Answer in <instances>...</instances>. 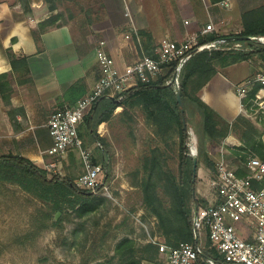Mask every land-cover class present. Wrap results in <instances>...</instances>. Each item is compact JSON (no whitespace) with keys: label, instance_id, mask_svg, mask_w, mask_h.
<instances>
[{"label":"crops","instance_id":"0c3cea01","mask_svg":"<svg viewBox=\"0 0 264 264\" xmlns=\"http://www.w3.org/2000/svg\"><path fill=\"white\" fill-rule=\"evenodd\" d=\"M108 2L111 30H102L100 43L120 68L145 53L154 52L164 37L182 40L208 24L214 26L208 34H238L243 29L242 14L264 5V0ZM53 12L57 9L50 10L44 0H0V74H7L4 80L12 89L9 102L0 92V154L18 153L42 168L55 160L47 152L53 144L47 126L50 114L74 105L92 89L100 74L97 48H81L69 23L48 28L41 33L40 41H36L32 30ZM9 48L17 57L27 58V74L23 69L13 68L6 52ZM260 69H264V57L259 54L218 65L217 72L197 92L228 122H235L239 116L250 122V128L239 122L222 140L237 160L249 153L261 157L259 150L264 151V114L246 107L238 93V85ZM122 108L115 109L112 119L121 115ZM185 112L188 114V109ZM108 130V121L100 124L101 135ZM98 142H85L93 149L94 156ZM206 145L209 149L211 142L208 140ZM72 151L76 150H69L63 157L67 166L75 155ZM121 185L130 186L128 181H121ZM158 259L160 264H166L163 253L159 252ZM143 264L156 263L144 260Z\"/></svg>","mask_w":264,"mask_h":264},{"label":"rangeland","instance_id":"374dc122","mask_svg":"<svg viewBox=\"0 0 264 264\" xmlns=\"http://www.w3.org/2000/svg\"><path fill=\"white\" fill-rule=\"evenodd\" d=\"M54 2L57 12L51 15L61 13L58 23H69L72 26L74 37L81 48L96 47L98 50L104 47L100 43L104 34L102 30H111L109 25L112 17L108 13L111 3L108 0ZM185 108L188 109V145L192 155V145L195 150L199 148L198 135L203 131V120L193 102H187ZM121 112L118 118L110 117L108 131L101 135L100 125L96 129L104 137L106 148L96 145L95 157L103 166L105 161L107 163V182L113 194V197L99 195L105 199L96 210L84 216H79L72 208L55 210L51 202L39 198L17 183L0 181V264H92L96 259L112 256L117 241L124 236L133 238L138 246L146 242L154 243L152 239L155 237L165 241L164 237L158 235L156 216L146 213L141 187L144 158L150 155L157 143L155 128L147 122L140 105L127 103ZM81 130L87 144L98 141L83 124ZM222 140H209V149L206 140V150L215 160L224 157L236 171L242 169L247 172L244 161L254 154H244L237 160L228 152ZM171 145L172 140L162 145L160 159L162 165L178 177V149ZM104 150L106 160L103 159ZM72 152L75 155L69 166L62 162V167L57 170L47 169L60 176H79L83 172V164L79 153ZM196 155L199 168L193 212L198 202L200 206L208 203L205 194H210L209 179L215 174L205 165L204 159L199 158L198 153ZM121 181H128L131 187L122 186ZM161 194L164 196L163 192ZM206 240L207 235L203 234L201 246L206 245ZM153 262L161 263L159 259Z\"/></svg>","mask_w":264,"mask_h":264},{"label":"trees","instance_id":"16d2710c","mask_svg":"<svg viewBox=\"0 0 264 264\" xmlns=\"http://www.w3.org/2000/svg\"><path fill=\"white\" fill-rule=\"evenodd\" d=\"M50 10L57 9L54 0H45ZM27 10V9H26ZM61 13L50 15L39 23L32 34L37 42L40 41L41 33L52 26H60L58 23ZM243 29L238 34L210 33L201 37V42L211 41L217 38H228L235 35H246L250 38L242 42L249 50L236 49H203L196 52L183 66L180 73V86L184 107L187 102H193L199 109L203 120V131L199 132V158H203L209 170L216 171V160L205 148L206 140L221 141L234 126L239 122H245L250 128V122L239 116L233 123L225 120L217 111L206 104L198 95V90L205 85L217 72L218 65L235 63L249 58L252 55L264 54V43L253 37L264 35V5L245 11L242 14ZM230 40L229 43H232ZM14 69L20 68L24 73L29 72L27 58L17 57L12 49H7ZM154 52H150L153 54ZM170 70L165 75H159L156 80L144 83L140 82L136 88L125 92V96L119 100L113 98H100L96 109L94 106L86 114L83 124L88 133L98 139L102 149H105V139L97 133V127L110 119L117 107L125 108L130 105H140L146 114V120L155 128L157 143L151 150L150 155L145 156L143 163V178L141 187L144 193L146 213L157 218L156 229L158 235L164 237L169 245H178L182 241L196 242L193 224V156L189 151V134L184 128L183 117L176 96V88L173 84L163 86L172 76ZM7 74H0V92L6 102L10 101L12 89L4 79ZM258 86L254 87L244 98L246 107H250L252 98ZM130 101V102H129ZM186 109V108H185ZM187 117V115H186ZM188 120V117H187ZM189 121V120H188ZM81 124L79 134L83 138ZM178 149L179 176L162 165V145L171 142ZM255 146V143L253 144ZM260 156L264 159V151ZM105 159V150L103 152ZM106 160V159H105ZM104 160V161H105ZM94 162H99L94 156ZM106 162V161H105ZM104 180L107 181L109 174L105 170ZM199 168V161H198ZM239 175H246L242 169L237 170ZM51 175V176H50ZM0 181L17 183L25 190L32 192L45 201L51 202L55 210L73 209L79 216H84L98 207L104 201V197L82 188L75 182L72 176H60L47 168L38 166L30 158L18 153L0 154ZM164 196H162V193ZM198 206L200 203L198 202ZM206 245L202 246L196 264H211L212 259L216 264H233L226 262L219 252L211 245L207 237ZM201 243V238L198 241ZM159 257V246L152 242L138 244L129 236L121 237L116 245L112 256L104 259H96L92 264H143L144 260L155 261Z\"/></svg>","mask_w":264,"mask_h":264},{"label":"built area","instance_id":"2783aa9c","mask_svg":"<svg viewBox=\"0 0 264 264\" xmlns=\"http://www.w3.org/2000/svg\"><path fill=\"white\" fill-rule=\"evenodd\" d=\"M214 26L208 24L199 31L190 33L185 39L164 37L153 54L145 53L139 59L120 68L112 54L104 47L97 50L100 74L92 89L74 105L53 111L47 126L53 137V144L47 152L55 160L48 169L62 167L63 157L69 150L79 153L83 172L75 179L77 185L97 195L113 197L111 185L104 180V167L94 162L93 149L86 146L79 134V126L95 102L104 95L122 99L125 92L136 88L140 82L156 80L170 70L168 80L176 89L180 86V73L184 64L203 49L249 50L242 41L217 38L201 42V37L212 32ZM129 35H127L128 37ZM264 43V35L253 37ZM264 57V54H263ZM258 86L250 98V108L255 113L264 114V69L247 77L238 85V93L244 99ZM97 145H101L98 142ZM198 153L193 150L192 155ZM248 170L239 175L230 163L221 157L216 162L215 174L209 179L210 194H205L208 203L197 207L193 213L195 236L199 240L205 234L211 245L223 259L233 264H264V159L250 155L244 161ZM159 246V252L166 256V264H196L202 251L200 242L182 241L169 245L158 237L152 239ZM211 264H216L212 259Z\"/></svg>","mask_w":264,"mask_h":264},{"label":"water","instance_id":"95a60500","mask_svg":"<svg viewBox=\"0 0 264 264\" xmlns=\"http://www.w3.org/2000/svg\"><path fill=\"white\" fill-rule=\"evenodd\" d=\"M249 38L250 37L246 36V35H235V36L228 37L227 40L243 41V40H247ZM171 84H172L171 82H167L163 86L171 85ZM176 96H177V101L179 103L180 111H181V114H182V117H183L184 128L187 129L186 133L189 134L190 131H189L188 122H187V119H186V112H185L184 102H183V98H182V95H181V92H180L179 89H176ZM105 97L113 98V96H110V95H104L101 98H105ZM99 101L100 100H97L95 102L94 109H96L97 106L99 105ZM198 161H199L198 156L196 154H193V176H192L193 188H192V191H193L194 197H195V194H196L195 182H196V177H197V173H198ZM197 207H198V205L196 204V207H195V210H194L195 214H197ZM198 241H199V237H198V235H196V242H198Z\"/></svg>","mask_w":264,"mask_h":264},{"label":"bare ground","instance_id":"6f19581e","mask_svg":"<svg viewBox=\"0 0 264 264\" xmlns=\"http://www.w3.org/2000/svg\"><path fill=\"white\" fill-rule=\"evenodd\" d=\"M194 151H196L195 149H193Z\"/></svg>","mask_w":264,"mask_h":264}]
</instances>
